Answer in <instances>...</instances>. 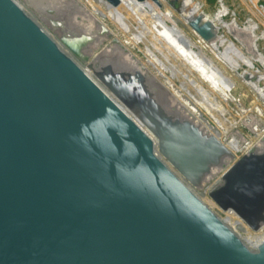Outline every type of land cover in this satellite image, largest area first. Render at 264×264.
<instances>
[{"label":"water","instance_id":"1","mask_svg":"<svg viewBox=\"0 0 264 264\" xmlns=\"http://www.w3.org/2000/svg\"><path fill=\"white\" fill-rule=\"evenodd\" d=\"M189 27L216 36L203 15ZM92 40L58 41L0 0V264H264V239L252 247L197 193L229 147L142 71L93 60L90 73L78 58ZM208 196L264 227V137Z\"/></svg>","mask_w":264,"mask_h":264},{"label":"bare ground","instance_id":"2","mask_svg":"<svg viewBox=\"0 0 264 264\" xmlns=\"http://www.w3.org/2000/svg\"><path fill=\"white\" fill-rule=\"evenodd\" d=\"M77 1L84 3L86 7L91 6L92 8L102 10V15L98 13L99 18L98 20L95 19L98 25L100 26L105 17H108L115 27H119V32H117L118 35L124 32V36H127L125 39L126 45L135 43L144 44L150 56V63L157 65L161 69L170 71L175 77L182 78L184 82L182 87L186 89L187 86H191L196 94H190L187 90L189 96H191L194 101L198 102L200 106L204 107V109L206 108L210 111L212 108L213 110L211 111L213 112L226 113L222 103L235 102L233 91L236 89V83L231 78L233 75L231 73L229 74L220 66L219 62L216 61L214 57L215 54L218 55L220 63H222L221 60H223L225 64L224 59H226L228 68L232 72H235L239 79L243 80L246 87L255 92L258 99L264 101V73L257 68V63H260L264 67V53L261 52L258 44L260 39L264 40V33H262V35L256 34L258 25L252 22V20H249L248 25L244 28L239 27L236 18H234L236 20L226 21L225 17L230 12L224 0H219L220 7L214 16H203L204 21H212L215 26L216 38L214 37L215 39L213 38L214 40L210 41L204 40L193 30L192 35L194 34L196 37V41H194L193 38L185 33L179 26V21L175 13H173V10L170 9L166 3L162 4L163 9H161L153 0H144L142 2L136 0H121V4L118 7L110 6L105 0H95L96 3L90 0ZM245 1L250 2L253 7L256 6L257 0ZM178 2L181 6V9H179V11H181V16L188 21V24L190 20L197 17L198 13H203V6L198 0L197 2L196 0H178ZM123 10H126L128 14L133 17L137 26H132L130 24ZM179 20L181 22V18ZM248 33L253 38L250 44V50L253 54H247L245 49H247L248 46L241 39L242 34L245 35ZM231 34L235 35V38L242 43L243 47L239 46L236 41L230 39L229 35ZM116 35L114 34V36ZM250 36L248 38H250ZM122 47H124L125 51L127 50L124 44ZM126 60V66L128 65V67L134 70L144 71L143 73L146 72L147 76L152 77L149 75L148 68H146L145 64L139 59H134V57H131L129 54L126 56ZM245 66L247 68L242 70ZM226 73H228L229 76ZM194 110L188 109V113L186 112L189 117L193 118L194 121H192L198 124L205 132L219 138L217 134L213 133V128L210 127L206 121L203 122V125L202 122L200 123L198 121V113L196 114ZM186 118L189 119L188 117ZM218 121H220V119ZM224 123L225 122H223V124ZM223 130L225 131L223 137H226L227 129L225 130L223 128ZM219 139L223 141V138L220 137ZM243 141L236 135H230L227 137L225 144L233 154H236L238 151L248 150L252 147V143L249 144ZM219 173V170L214 169L213 173L207 178L206 182H208L210 186L208 188H212L220 180L221 175ZM206 192L208 194L209 190H206L205 194ZM212 203L211 201V204ZM226 214V219H228L226 221L232 228L236 231L241 228L242 225L238 223L240 219L234 212L228 211ZM262 236L264 237L263 234ZM245 237L250 243H255V239L260 238L259 235L255 236L249 232L248 236Z\"/></svg>","mask_w":264,"mask_h":264},{"label":"rangeland","instance_id":"3","mask_svg":"<svg viewBox=\"0 0 264 264\" xmlns=\"http://www.w3.org/2000/svg\"><path fill=\"white\" fill-rule=\"evenodd\" d=\"M17 1L58 41H61L63 37L74 40L82 35L91 36L93 38L92 43L84 48V53L89 57V61L84 62L78 58L79 63L90 73H92V70L89 68L88 64L93 60H99L101 63H113L117 66H120V68L134 70L128 67V65L126 66L127 63L125 62L126 56L130 54V56L134 57V59H139L142 63H144L146 68H148L147 70L149 75L153 77H150L152 81L159 87L166 90V94L163 95L162 99L169 110L180 114L182 117H188L189 119L193 120V118L189 117L187 113L188 109L194 110L196 108L194 111H196V114L198 113V121L200 123L202 122V125L203 122L206 121L209 126L213 128V133L217 134L219 138H223L224 142L230 135H236L241 139V141L244 140L243 142H247L249 144L252 143V146H262L261 143L264 137V101L258 99V97L255 95V92H253L252 89L246 87L243 83V80L239 79L235 72H232L228 68L226 65V59H224L225 64L223 60H221L223 63L222 64L218 59V55H214L220 66L229 74L231 73L233 75L231 78L236 83V89L233 91L235 102L222 103L226 113L213 112L211 111L213 110L212 108L210 111L205 108V111L204 107L200 106L198 102L194 101V99L189 96L188 91L190 94H196V92L192 90L193 88L191 86H187V88L185 87L186 89L182 87V84L184 83L182 78L175 77L170 71H166L159 68L157 65L150 63V56L147 53L144 44L135 43L126 45L125 39L127 36H124V32H122L121 35H118L117 32H119V27H115L113 22L110 21L108 17H105L102 23L103 25L101 24L100 27L97 20L99 18L98 13L102 15V10L92 8L91 6L86 7L84 3H81L77 0ZM90 1L96 3L95 0ZM158 1L160 2L161 6L162 4L166 3L167 6L173 10V13H175L176 18L179 21V26L185 31V33L193 38L194 41H196V37L194 34L192 35L193 30L189 27L188 21H186L181 16V11H179L181 6L178 0ZM198 2L203 6V13H198L197 16H214L220 7L219 0H198ZM246 2L247 1L245 0H224L225 5L230 12L225 17V20L232 21L237 19V24L239 27L243 28L248 25L249 20H252V22H255L258 25L256 34L262 35V33H264V0H257L256 6L254 7L250 2ZM161 9H163V7H161ZM123 13L124 15H127L132 26H137L133 17H131L126 10H123ZM180 18L181 22L179 20ZM114 34H117L118 36H114ZM249 36V33L245 35L242 34L241 39L248 46L247 49L244 47L247 54H253V52L250 50V44L253 38L251 36L248 38ZM229 37L230 39L236 41L239 46L243 47L242 43L235 38L234 34L229 35ZM121 44L126 46V51ZM258 44L261 52L264 53V40L260 39ZM213 52L215 53L214 50ZM246 68L247 67L245 66L242 68V70ZM257 68L262 73H264V67L260 63H257ZM228 73L226 74L229 76ZM217 119H220V121ZM223 122L225 123L223 124ZM223 128L225 130L227 129L226 137H223L225 134ZM246 151L247 150H241L234 154L235 160L241 157ZM235 160L233 159L229 161V164L227 161L226 164L230 166L231 162L233 163ZM225 168H221L219 173L220 175H222L226 170ZM205 185L207 186L209 183L206 182ZM203 190L197 191L199 196L204 198L203 200L207 204L209 203L208 205L213 208L223 219L228 220L226 219L227 212H223L213 203L211 204V201L208 200L210 198L207 192V195L205 194L206 190Z\"/></svg>","mask_w":264,"mask_h":264},{"label":"built area","instance_id":"4","mask_svg":"<svg viewBox=\"0 0 264 264\" xmlns=\"http://www.w3.org/2000/svg\"><path fill=\"white\" fill-rule=\"evenodd\" d=\"M228 161V163H229V161H231V159H228L227 160ZM226 161V162H227ZM232 164V163H231ZM230 164V165H231ZM227 165V164H226ZM227 167H229V166H227ZM219 170V172L221 171V169H218ZM208 187H210L209 185H205V187H204V189L205 190H210L211 188H208ZM240 225H242L241 226V228H239V229H237V234H239L246 242H248V240L246 239V237L245 236H248V232L250 233V234H254L255 236L256 235H259L260 236V238H256L255 239V243H250V242H248L252 247H256L258 244H260L261 243V241L264 239V237L262 236V234L264 235V227L263 228H261L259 231H257V232H254V231H252L250 228H248L247 227V225L245 224V223H243L241 220H240V222H238ZM234 229V228H233ZM248 231V232H247ZM257 239H258V241H257Z\"/></svg>","mask_w":264,"mask_h":264}]
</instances>
